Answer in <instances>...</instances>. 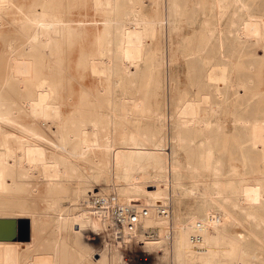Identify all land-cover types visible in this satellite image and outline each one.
I'll list each match as a JSON object with an SVG mask.
<instances>
[{
  "label": "rangeland",
  "instance_id": "rangeland-1",
  "mask_svg": "<svg viewBox=\"0 0 264 264\" xmlns=\"http://www.w3.org/2000/svg\"><path fill=\"white\" fill-rule=\"evenodd\" d=\"M37 1L16 0L25 11ZM216 1L121 0L119 8L111 14L96 7L94 0H50V7L64 21L72 20L75 29L52 35L55 42L51 48L41 43L42 50H49L48 54L44 52L43 73L56 89L57 101L64 119L70 120L71 130L79 126L80 116L73 112L81 104L80 112L84 111L87 119L94 122L98 135L95 144L81 155L80 171L72 173L65 190L55 194L71 221L57 228L58 216L51 205L54 197L44 181L35 179L28 208L37 217L34 240L31 220L22 219L25 232L15 241L28 242L30 246L14 243L13 257L0 259V264H35L36 257L52 253L55 242L51 233L69 243L67 256L62 258L65 264H136L137 259L160 264L156 258L160 251L155 248L153 252L140 242L145 241V232L137 236L141 235L139 231L136 237L127 234L132 243L124 244L112 237V228L106 226L101 242L95 243L101 228L100 222L94 223L98 213L84 204L96 191L127 203V195L128 200H147L151 192L161 188L165 191L161 203L169 206L172 220L170 252L162 264H187L175 251L176 226L189 222L192 216L206 217L208 213L217 216L224 243H237L239 252L231 262L211 264H264V162L248 152L244 155L235 141L227 145L223 142L225 134L250 145L257 102H260L259 119L264 118V50L259 51L261 58H257L255 44L242 42L238 36L249 13L264 15V0H243L250 10L242 9L240 0H230L229 11L225 13L216 8ZM141 14L149 20L159 15L163 23L157 24L156 34L149 38V46L145 45L143 57L133 72L126 74L116 51L118 30H110L115 34L113 37L107 35L101 41L97 37L104 31L107 18L139 19ZM20 17L23 15L10 11L0 18V24L7 26ZM20 25L19 22L18 28L13 25L0 31L2 98L10 96L3 81L9 70L11 44L20 49L32 45L34 32L19 29ZM102 47L107 48L113 59L110 63L113 70L108 74L96 73L92 67L93 59L101 60ZM218 64H227L233 80L247 84L245 98L237 94L233 84L229 87L222 84L223 93L212 95L218 84L207 82V73ZM36 88L28 84L22 91L36 95ZM212 106L222 107H216L212 114ZM35 111L24 102L16 106V112L27 118L32 119ZM54 128L51 133L56 135ZM135 136L148 137L146 148L134 149L135 155L143 154L142 158L133 157L130 166L118 164V152L125 157L133 154L130 145ZM234 173L236 187L223 188L222 184L229 182ZM113 176L118 179L114 181ZM81 185L86 194L75 202ZM91 189L94 191L88 193ZM136 203L151 206L146 201L132 204ZM84 211L89 215H81ZM157 232L163 240L167 238L158 229ZM92 251L102 254L92 256ZM102 256L103 260L97 261Z\"/></svg>",
  "mask_w": 264,
  "mask_h": 264
},
{
  "label": "bare ground",
  "instance_id": "bare-ground-1",
  "mask_svg": "<svg viewBox=\"0 0 264 264\" xmlns=\"http://www.w3.org/2000/svg\"><path fill=\"white\" fill-rule=\"evenodd\" d=\"M229 1L230 0H217L216 8L222 13H225L227 10L229 11V3H231ZM49 2L50 0H38L36 4L33 3L29 11H25L24 7L18 4L16 0H0V18H3V16L10 11L14 12L16 15H23V17L14 19V21L7 26L6 23L0 24V31H3L8 27H12L13 25L18 28V23L20 22L21 27H19V29L34 32V36L30 41L32 44L30 48H28V45L27 48L25 47V49H20L16 48L14 44H11V51L8 56L10 61L9 70L7 72V78L3 81V85L5 87L8 86L5 89L8 90V95L10 96L9 99L7 97L6 99L0 96V259L10 256L13 257L14 243L19 246H26V248L30 246V243L28 242L21 243L15 241L16 239H21L23 232H25V228L23 229L24 225L22 219L28 218L31 220V237L32 240H34L33 228L37 224V217L34 213H30L28 208L31 204L30 192L35 179L38 178L44 181L47 184L50 194L54 197L51 205L53 207V211H55L58 216L56 220L57 228H63L71 221L69 216L64 215L63 211L65 208L59 205V199L55 198V194L65 190L67 179L69 176H72V173H78L80 171V163L82 160L81 155L87 151V147L89 145L95 144L98 135L94 122L91 119H87L88 115H86L84 111L80 112L81 104L78 106L79 108L76 107L73 112L80 116L79 126L76 130H71L72 127L70 126V120L64 119L62 108L60 103L57 101L55 92L56 89L50 82L51 79L43 73L42 67L44 54H48L49 50H42L41 43H43L45 48H51L55 42L52 35L62 32H72L73 29H75L72 26L73 21H64L59 16L57 10L50 7ZM94 2L96 7L105 9L111 14L121 5V0H94ZM240 3L242 9H251L243 2V0H240ZM37 4H40V6ZM161 20L162 19L159 15L155 20H149L142 14L139 19H119L116 17H110L107 18L106 27L97 37V40L101 41L107 35L113 37L115 34H113L110 30L114 28L118 30V37L116 38V51L118 52L122 63L125 65V73L128 74L131 71L133 72L132 69L136 67L139 60L142 59L144 47L148 43L149 38L151 36L154 37L156 34L157 24H160V22H162ZM238 36L242 42H253L256 46V57L261 58L258 53L260 50H264V15L249 13V18L245 19L241 23ZM147 46L149 45L147 44ZM108 53L109 51L107 48L102 47L101 60H92L94 72L104 74L112 72L113 69L110 63L113 59L110 56L111 54ZM207 79V82L215 81L218 84V86L213 89L212 95L223 93L221 88L222 84L227 87L233 84L237 94L239 93L238 95L241 94V97L245 98L244 90L247 84L242 81L233 80V74L229 72L227 64H218L210 69L207 73ZM28 84H34L37 86L36 95L30 92L24 93L22 91L24 86ZM21 102H24L26 106L36 110L32 119L21 116L16 112V106ZM126 105H128V103ZM259 106L260 102H257L255 104L254 121L252 122L253 130L251 137L252 140L249 141L251 142L250 145L247 144L248 142L245 143L244 140L240 141L235 136L231 137L225 134L223 135V142L227 145L232 141H235L236 146L238 144V147L242 148V153L244 155L245 152H248L249 154H252L254 158H258L264 162V118L262 120L259 119ZM216 107H211L212 114L215 112ZM218 107L216 109H218ZM52 124L56 127H51ZM52 128H54V130L56 129V135L51 133L53 130ZM147 139L148 137L146 136H138L137 138L135 136L134 141L130 145L133 150V154L130 157H125L118 152L116 154L117 163L120 165L130 166L128 164L132 163L133 157L141 159L143 154L137 153L135 155L136 152H134V149L146 148L145 142ZM232 170L235 171L234 168ZM113 179L116 181L118 178L116 179V177L113 176ZM222 187L235 188L236 175L233 176L229 182L222 184ZM93 191L94 190L92 189L88 190V193ZM85 194V187L82 185L79 186L76 191V198H74L73 201L78 202L85 196ZM128 199L127 195L128 204L143 201V204L149 203L152 206L161 201L164 202L165 191L162 190V188L157 191H153L149 194L147 200ZM134 205L142 204L136 203ZM81 215L87 216L89 213L84 211ZM97 215L98 216L96 217L94 223L97 224L100 222L101 228L96 235L97 239L95 240V243H100L104 235L103 233L106 230L105 228L107 223L106 221H103L99 214ZM170 219L171 216L164 219L156 217L152 213V215L141 221V224L135 232L129 233L125 229L121 228L120 235L118 238H115L121 239L120 242L123 241L124 244H126L131 242V240H127V234H130L131 237H136V234L139 231L140 233L145 232V241L143 240L140 242H144L143 246L148 247L151 250V247L156 242L163 241L159 232H157V229L163 236H168V232L172 229V220ZM217 220L218 218L216 215L208 213L206 217L192 216L187 223H179L180 221H178L179 224L176 226L177 238L175 241V251L183 258L185 263L211 264L217 261L220 263H228L232 260L234 255H237V243L230 242L227 245L224 243V238L220 235V229L219 226H217ZM90 221H92V218ZM150 230H155L158 236L153 239L148 237L146 232ZM75 232L77 234L79 233V231ZM79 235L80 234H78V236ZM137 236H143V233ZM192 236H199V241L193 242L191 239ZM51 239L55 242L52 253L47 256L36 257L35 264H65L62 258L67 256L66 253L69 248V243L64 238L62 239V237L59 240L56 239L54 237V233H51ZM26 240L28 239L26 238ZM169 252L170 247L165 253H161L163 260H166ZM90 254L93 256V254L102 253L92 251ZM158 256H160V254H158ZM60 260L63 262L61 263ZM101 260H103V256L100 259H97V261ZM118 261L119 260H117V262Z\"/></svg>",
  "mask_w": 264,
  "mask_h": 264
},
{
  "label": "built area",
  "instance_id": "built-area-1",
  "mask_svg": "<svg viewBox=\"0 0 264 264\" xmlns=\"http://www.w3.org/2000/svg\"><path fill=\"white\" fill-rule=\"evenodd\" d=\"M85 207L91 209L95 213H98L99 216L106 221L108 228H113V232H110L112 237H117L120 235L121 228L125 229L129 233H133L137 230L138 226L141 224V221L144 218L149 217L152 213L156 217H161L167 219L170 217L169 206L164 203H158L152 206L146 205H134L128 203H121L114 201L110 194H103L96 191L94 194H90L85 200ZM111 230V231H112ZM95 233L94 230L91 229ZM146 235L151 239L157 237V232L155 230H150L146 232ZM167 238L163 241L156 242L152 247L151 251L155 248L160 251V256H156L158 261L161 263L164 262L163 257L161 256L162 252H166L169 248V238L171 232L167 234ZM193 242L199 241V236L191 237ZM168 247V248H167ZM136 264H150L145 263L142 260H137Z\"/></svg>",
  "mask_w": 264,
  "mask_h": 264
},
{
  "label": "flooded vegetation",
  "instance_id": "flooded-vegetation-1",
  "mask_svg": "<svg viewBox=\"0 0 264 264\" xmlns=\"http://www.w3.org/2000/svg\"><path fill=\"white\" fill-rule=\"evenodd\" d=\"M144 258H145V259H147V258H148V256H145Z\"/></svg>",
  "mask_w": 264,
  "mask_h": 264
}]
</instances>
